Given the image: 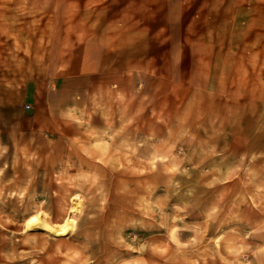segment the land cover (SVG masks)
Masks as SVG:
<instances>
[{
  "label": "rangeland",
  "instance_id": "obj_1",
  "mask_svg": "<svg viewBox=\"0 0 264 264\" xmlns=\"http://www.w3.org/2000/svg\"><path fill=\"white\" fill-rule=\"evenodd\" d=\"M200 5L235 63L222 87L169 113L143 85L142 116L117 106L103 132L0 149V264H264V0Z\"/></svg>",
  "mask_w": 264,
  "mask_h": 264
},
{
  "label": "crops",
  "instance_id": "obj_2",
  "mask_svg": "<svg viewBox=\"0 0 264 264\" xmlns=\"http://www.w3.org/2000/svg\"><path fill=\"white\" fill-rule=\"evenodd\" d=\"M201 3L0 0V149L41 150L35 141L46 133L103 132L117 106L125 118L127 110L131 118L142 116L143 85L156 109L162 99L169 113L176 100L190 105L192 92L222 87L224 67L235 63L226 46L208 39ZM247 126L240 129L245 137L232 134L231 141H250Z\"/></svg>",
  "mask_w": 264,
  "mask_h": 264
},
{
  "label": "bare ground",
  "instance_id": "obj_3",
  "mask_svg": "<svg viewBox=\"0 0 264 264\" xmlns=\"http://www.w3.org/2000/svg\"><path fill=\"white\" fill-rule=\"evenodd\" d=\"M37 214H38V211H37ZM41 214V213H40ZM45 215V214H44ZM35 218V216L30 220V221H28L27 223H26V226H31V224L32 223H35L36 222V220H38L37 218L36 219H34ZM39 218V217H38ZM71 218V217H70ZM34 219V220H33ZM41 220V219H40ZM39 220V221H40ZM44 220H45V218H44ZM37 221L38 223H39V225L42 223V221ZM45 221H47V220H45ZM64 221H66V220H64ZM63 221V222H64ZM72 221V220H71ZM44 223V222H43ZM71 223V222H70ZM36 224V223H35ZM34 224V225H35ZM67 224V223H66ZM72 224V223H71ZM47 225V224H46ZM46 225H44V224H42V225H40V226H42L43 227V229H45V232H47L48 231V233H52V234H55V235H58V234H66L65 232H66V225H63V226H61L60 228H58V227H56V226H46ZM50 225V224H49ZM41 228V227H40Z\"/></svg>",
  "mask_w": 264,
  "mask_h": 264
},
{
  "label": "built area",
  "instance_id": "obj_4",
  "mask_svg": "<svg viewBox=\"0 0 264 264\" xmlns=\"http://www.w3.org/2000/svg\"><path fill=\"white\" fill-rule=\"evenodd\" d=\"M28 107V105H26Z\"/></svg>",
  "mask_w": 264,
  "mask_h": 264
}]
</instances>
